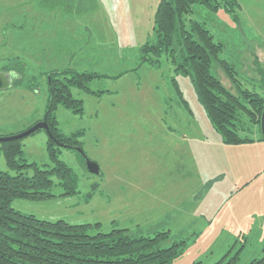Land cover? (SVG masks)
Segmentation results:
<instances>
[{
    "label": "rangeland",
    "instance_id": "obj_1",
    "mask_svg": "<svg viewBox=\"0 0 264 264\" xmlns=\"http://www.w3.org/2000/svg\"><path fill=\"white\" fill-rule=\"evenodd\" d=\"M158 1L0 0V136L47 123L53 72L99 74L87 83L92 92L70 88L82 101L81 112L62 105L53 112L58 132L82 146L84 155L65 147L57 155L76 177V192L61 195L55 182V196L15 198L10 205L39 219L91 224L89 234L168 231L163 245L184 242L171 264L226 263L236 253L234 264H247L264 246L260 120L240 110L237 134L252 141L225 145L169 55L161 54L156 65L142 58L141 45L154 38ZM236 1L234 15L195 3L185 18L202 23L223 44L219 57L233 65L240 88L264 99V0ZM175 56L179 61L178 49ZM14 61L22 71L1 69ZM212 67L237 94L219 64ZM13 76L21 83L14 85ZM47 138L43 128L20 138L25 163L52 166ZM86 158L98 164V174L87 170ZM0 169L16 173L1 154ZM19 170L33 172L31 166Z\"/></svg>",
    "mask_w": 264,
    "mask_h": 264
},
{
    "label": "trees",
    "instance_id": "obj_2",
    "mask_svg": "<svg viewBox=\"0 0 264 264\" xmlns=\"http://www.w3.org/2000/svg\"><path fill=\"white\" fill-rule=\"evenodd\" d=\"M195 3L213 12L223 7L232 15L239 7L236 0H159L152 24L154 38L141 45L142 58L156 65L161 54L169 55L175 63V73L190 79L197 99L221 141L231 145L251 142V139L237 134L238 112L244 110L258 122L264 99L254 91L240 88L233 65L219 57L223 44L215 41L202 23L195 20L187 22L185 15L191 12ZM176 49L179 61L175 56ZM213 62L223 69L236 87L237 94L225 89L212 73ZM19 65L14 61L11 66L1 69L20 72L23 68ZM98 76L95 72L75 70L50 74L44 114L49 129L46 151L52 162L50 168L25 163L20 138L0 141V154L5 164L16 170L15 174H10L0 169V264H171L182 253V241L163 245L168 239V231L156 232L154 236H130L124 229L89 234L91 224L39 219L32 214H23L10 205L15 198L42 200L55 196L51 191L55 182L63 188L61 195L76 192V177L70 167L58 160L57 155L60 147L78 150L82 146L78 140H70L58 132L53 112L58 105L81 112L82 101L72 96L70 88L92 92L87 83ZM13 83L20 84L21 78H15ZM173 83L176 85L175 80ZM24 166L32 167L31 175L19 170ZM237 258L238 253L226 263L221 260L214 264H234ZM247 264H264V246L261 256Z\"/></svg>",
    "mask_w": 264,
    "mask_h": 264
},
{
    "label": "water",
    "instance_id": "obj_3",
    "mask_svg": "<svg viewBox=\"0 0 264 264\" xmlns=\"http://www.w3.org/2000/svg\"><path fill=\"white\" fill-rule=\"evenodd\" d=\"M0 86H1V80H0ZM39 128H43L47 132H49L47 123L45 121H41V122L35 123L31 127H29L27 130L21 133H18L15 135L0 136V141H7V140H12V139L22 138ZM260 131H261L262 137L264 138V104H263V108H262L261 115H260ZM86 166H87V170L90 173H94V174L99 173V166L96 162L86 158Z\"/></svg>",
    "mask_w": 264,
    "mask_h": 264
},
{
    "label": "bare ground",
    "instance_id": "obj_4",
    "mask_svg": "<svg viewBox=\"0 0 264 264\" xmlns=\"http://www.w3.org/2000/svg\"><path fill=\"white\" fill-rule=\"evenodd\" d=\"M83 155H84V153H83V151H82V149H78ZM88 159V158H87Z\"/></svg>",
    "mask_w": 264,
    "mask_h": 264
},
{
    "label": "crops",
    "instance_id": "obj_5",
    "mask_svg": "<svg viewBox=\"0 0 264 264\" xmlns=\"http://www.w3.org/2000/svg\"><path fill=\"white\" fill-rule=\"evenodd\" d=\"M225 145H227V144H225Z\"/></svg>",
    "mask_w": 264,
    "mask_h": 264
}]
</instances>
